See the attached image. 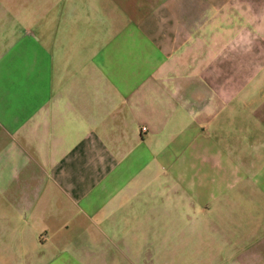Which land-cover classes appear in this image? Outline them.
Masks as SVG:
<instances>
[{
    "label": "crops",
    "instance_id": "crops-1",
    "mask_svg": "<svg viewBox=\"0 0 264 264\" xmlns=\"http://www.w3.org/2000/svg\"><path fill=\"white\" fill-rule=\"evenodd\" d=\"M0 264H264V0H0Z\"/></svg>",
    "mask_w": 264,
    "mask_h": 264
}]
</instances>
